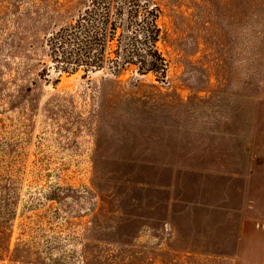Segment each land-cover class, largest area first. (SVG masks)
I'll use <instances>...</instances> for the list:
<instances>
[{
	"label": "rangeland",
	"instance_id": "1",
	"mask_svg": "<svg viewBox=\"0 0 264 264\" xmlns=\"http://www.w3.org/2000/svg\"><path fill=\"white\" fill-rule=\"evenodd\" d=\"M89 1L0 0V264H264V0H139L163 82L43 80Z\"/></svg>",
	"mask_w": 264,
	"mask_h": 264
},
{
	"label": "trees",
	"instance_id": "2",
	"mask_svg": "<svg viewBox=\"0 0 264 264\" xmlns=\"http://www.w3.org/2000/svg\"><path fill=\"white\" fill-rule=\"evenodd\" d=\"M159 10L139 0H90L70 24L45 40L47 61L39 77L133 70L165 79L167 61L157 48L162 40Z\"/></svg>",
	"mask_w": 264,
	"mask_h": 264
}]
</instances>
